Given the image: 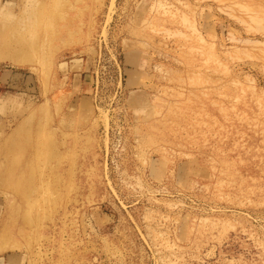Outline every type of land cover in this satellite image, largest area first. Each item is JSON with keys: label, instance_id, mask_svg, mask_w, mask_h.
<instances>
[{"label": "rangeland", "instance_id": "obj_1", "mask_svg": "<svg viewBox=\"0 0 264 264\" xmlns=\"http://www.w3.org/2000/svg\"><path fill=\"white\" fill-rule=\"evenodd\" d=\"M264 264V0H0V259Z\"/></svg>", "mask_w": 264, "mask_h": 264}, {"label": "crops", "instance_id": "obj_2", "mask_svg": "<svg viewBox=\"0 0 264 264\" xmlns=\"http://www.w3.org/2000/svg\"><path fill=\"white\" fill-rule=\"evenodd\" d=\"M9 262H10V259H4V258L0 259V264H9Z\"/></svg>", "mask_w": 264, "mask_h": 264}]
</instances>
